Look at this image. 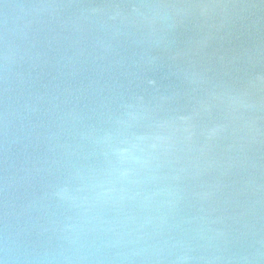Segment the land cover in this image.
Returning <instances> with one entry per match:
<instances>
[{"label": "water", "instance_id": "obj_1", "mask_svg": "<svg viewBox=\"0 0 264 264\" xmlns=\"http://www.w3.org/2000/svg\"><path fill=\"white\" fill-rule=\"evenodd\" d=\"M0 264H264V0H0Z\"/></svg>", "mask_w": 264, "mask_h": 264}]
</instances>
